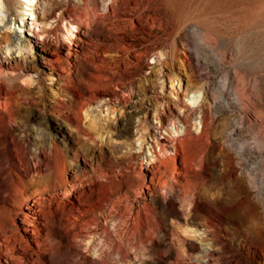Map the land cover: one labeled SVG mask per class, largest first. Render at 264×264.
<instances>
[{
	"label": "bare ground",
	"instance_id": "6f19581e",
	"mask_svg": "<svg viewBox=\"0 0 264 264\" xmlns=\"http://www.w3.org/2000/svg\"><path fill=\"white\" fill-rule=\"evenodd\" d=\"M28 1L0 0V264H52L56 255L66 264H146L143 259L155 256L164 264H182L184 258L200 260L197 264L211 259L229 264L230 257L216 253L218 244L223 248L222 236L237 240L229 245L235 257L243 251L257 258L254 264H264L261 77L225 66L229 57L216 51L218 41L188 25L185 38L197 34L192 47L213 50L209 57L193 55L206 66L207 76L198 79L190 73L184 83L183 96L197 93L196 103L182 96L170 102L153 94L151 109L135 111L114 125L112 142L122 157L106 167L91 163L84 176L69 179L66 154L56 142L47 153L45 148L32 152L25 134L9 132L18 126L34 74L44 67L46 77L57 76L53 111L67 126L81 133L88 117L109 124L111 117L103 115L98 99L94 103L85 88L81 67L88 41L82 40L72 53L70 36L77 39L75 30L84 26V34L91 36L99 25L100 33L115 34L116 27L107 24L112 19L117 29L157 38L137 57V73L160 49L159 39L181 6L168 0H102L108 3L100 12L99 0ZM13 2L21 9V29L12 28ZM152 6L162 12L151 11ZM60 24L67 30V56L56 47L48 49ZM106 52L112 58L119 55L117 50ZM182 53V61L191 64V50ZM178 59L174 55L172 63ZM133 77L119 78V84L134 91ZM156 77L163 88L165 71ZM169 79L173 84L179 74ZM58 90L67 93L58 95ZM149 115L156 124L150 125ZM129 125L141 131L142 152L135 151V142L125 134Z\"/></svg>",
	"mask_w": 264,
	"mask_h": 264
},
{
	"label": "rangeland",
	"instance_id": "374dc122",
	"mask_svg": "<svg viewBox=\"0 0 264 264\" xmlns=\"http://www.w3.org/2000/svg\"><path fill=\"white\" fill-rule=\"evenodd\" d=\"M168 1L172 2L171 4L174 6H181L180 14L176 16V19L170 24L168 29L162 33V37L159 39L160 49L156 55L148 56L146 58L148 65L144 66L137 73L135 72V69H137V57L145 51L146 44L153 40L156 41L157 38L147 39L139 32H125L120 27L117 29L118 27L115 26L112 19H108L109 23L106 19V22L109 26L116 27L115 30L118 32L111 35L100 33L98 31L100 29L99 25L97 27L98 30L95 29L91 36H86L84 34V26L82 27L83 30H75L76 35H78L77 39L73 35L70 36L74 39L70 43V48L66 39L67 35H63V32H67V30L66 28H62L61 24L56 35L50 37L52 42H55V40L59 43L64 42L62 46L54 45L52 42L48 46L49 50L52 47H56L57 53L62 56L69 55V49L72 53L79 49V44L82 40L88 41V47L83 55L84 60H82L85 67L82 66L81 62L82 75L86 80L85 88L87 94L92 97V101L94 100V103L95 99H98L97 101L100 103L98 108L104 111L103 115L111 117L109 124H103L99 119L93 121V118L88 117L85 119L81 133L67 126L62 121V118L53 111L54 91L58 89L57 76L54 75L52 78L46 77V70L42 67L41 71L35 73L33 76L29 92L27 93L29 99L20 107L18 126L15 127L17 129L9 130V132L16 134L17 137L25 134L28 148L32 152H36L37 149L38 153H42L45 148L47 151L44 149L43 152L47 153L53 142H56L66 154V170L69 179L84 176V172L90 169L91 163H97L105 167L111 165L122 157V151L118 147L116 148L113 143L116 141V138L112 135L115 123L120 120H126L128 117L130 118L131 114L135 111L143 113L148 108L151 109L154 103L153 94L158 93L170 102L182 96L189 104L193 105L196 103L197 93L192 92L189 97L183 96L184 83L189 78L190 73H193L198 79L202 76H207L209 73L208 69L203 63L196 62L193 59V55L195 52H198L201 57H209L213 53V50L209 48L206 50H196L193 48L192 46L197 40V34L192 33L189 35V38H185L188 32V25H193L197 29L200 28L210 33L218 41L216 51L226 53L229 57V62L225 66L232 69L237 68L245 74L258 75L261 77L263 88L264 0ZM102 2V0L98 1L100 12L105 11L104 5L108 3ZM24 7L29 6L24 5ZM149 9L155 13L162 12L160 6H152ZM84 10H90V5L86 4ZM10 11L13 13L11 16L14 21L12 28L21 29L22 19L18 15L21 11L20 7L13 2ZM25 12L29 13V8ZM86 14L88 15V13ZM86 20L87 17L84 18V25L88 21ZM133 24L137 26L139 21L134 18ZM26 32L28 31L26 30ZM185 40L190 44L189 48L188 45H183V41ZM123 47L128 48V51L125 52ZM185 48L187 50L190 49L192 52V56L190 55L191 64L182 61V51ZM109 50H117L119 55L112 58L109 54V58L106 52ZM174 55L179 59L175 63H172L171 59ZM90 65L91 67H89ZM161 69L166 73L163 88H160L156 81V75ZM175 72L179 74V80L175 79L172 84L169 75ZM133 74L134 77L130 81V86L134 91L119 84V78H130V75ZM113 90L118 92L117 97L113 95ZM69 91H73V88H70V86ZM61 93H67V91L58 90L57 94ZM148 120L150 125L157 123L156 119L151 118V115L148 116ZM106 130L107 133L109 132L108 134L104 133ZM140 132L133 125H129L125 132L131 141L135 142L136 148L141 143V139H139ZM107 135L108 137L109 135L113 137L111 136L108 139ZM102 137L104 140L101 139ZM124 137H118V142L121 139H125ZM112 138L114 139L112 140ZM135 151L142 152L143 150H139L138 148ZM141 174L146 175L147 170L143 169ZM221 240L223 248L218 244L216 253L219 254L221 252L225 257H230L231 262L229 264H254L257 258L248 257L242 253L243 251H240V254L235 257V252L229 248V245L235 246L237 240L228 236H222ZM183 260L182 264H197L200 262V260L196 261L193 258H184ZM142 262L146 264H164L161 258L156 256L152 259H143ZM206 263L216 264L215 259H211ZM52 264H66V262L61 256L56 255Z\"/></svg>",
	"mask_w": 264,
	"mask_h": 264
}]
</instances>
